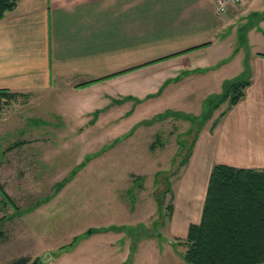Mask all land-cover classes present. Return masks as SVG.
Listing matches in <instances>:
<instances>
[{
  "label": "rangeland",
  "instance_id": "rangeland-1",
  "mask_svg": "<svg viewBox=\"0 0 264 264\" xmlns=\"http://www.w3.org/2000/svg\"><path fill=\"white\" fill-rule=\"evenodd\" d=\"M226 44L217 43L209 58L218 60ZM153 65L127 71L129 79L118 83L123 89L77 92L61 84L0 107V184L11 199L0 191V264L22 256L29 263L45 258L39 264H187L184 233L199 213L195 194L205 178L198 163L180 162L197 129L226 108L223 103L201 118L231 71L160 90ZM137 68L144 74L133 73ZM167 109L199 117L195 123L178 117L147 123ZM154 193L164 205L173 203L172 216L160 213ZM111 226L122 228L84 236Z\"/></svg>",
  "mask_w": 264,
  "mask_h": 264
},
{
  "label": "crops",
  "instance_id": "crops-1",
  "mask_svg": "<svg viewBox=\"0 0 264 264\" xmlns=\"http://www.w3.org/2000/svg\"><path fill=\"white\" fill-rule=\"evenodd\" d=\"M217 43L228 44L214 60ZM161 57L150 62L160 90L225 68L231 73L221 84L249 82L236 104L224 102L207 120L183 165L198 163L205 178L195 194L199 222L215 164L264 168V0H243L223 14L215 0H17L0 19V89L15 93L11 101L61 84L77 92L123 89L118 83L132 71L106 76Z\"/></svg>",
  "mask_w": 264,
  "mask_h": 264
},
{
  "label": "trees",
  "instance_id": "trees-1",
  "mask_svg": "<svg viewBox=\"0 0 264 264\" xmlns=\"http://www.w3.org/2000/svg\"><path fill=\"white\" fill-rule=\"evenodd\" d=\"M16 3L17 0H0V19L12 10ZM175 54L178 53L168 56ZM164 58L166 57L147 61L111 73L106 77L115 76ZM248 83L240 77L225 80L223 91L210 98L208 108L204 114H201V118L207 120L226 101L230 105L236 104L244 95ZM14 94L8 90L0 89V107L9 103L15 97ZM126 98L132 97L129 95ZM115 100L121 102L124 99ZM169 117H178L195 123V119L199 116L184 111L167 109L157 114L147 123L152 124ZM199 128L190 144L189 151L180 162V166H183L189 160L193 145L201 129ZM25 142V140L17 141L10 147H16ZM181 145L184 147L186 145L185 141L182 140ZM75 171L72 172V176H74ZM69 180H71V177L60 182V188ZM141 184L140 181L139 185L141 186ZM165 185L166 193H171L172 186L169 178L166 179ZM0 191L6 199L11 201L8 194L3 191L1 184ZM161 194L163 195L164 192ZM154 195L160 213L166 209L167 214L171 216L174 209L173 203L164 205L163 196L160 198V194L154 193ZM110 228L120 230L122 227L90 228L84 236H90L93 233L106 231ZM184 244L186 250L183 257L187 264H261L264 262V168H236L226 164H215L209 176L201 218L199 222L189 224ZM43 261L45 259L37 258L29 263L30 258L22 256L14 260L12 264H39Z\"/></svg>",
  "mask_w": 264,
  "mask_h": 264
},
{
  "label": "built area",
  "instance_id": "built-area-1",
  "mask_svg": "<svg viewBox=\"0 0 264 264\" xmlns=\"http://www.w3.org/2000/svg\"><path fill=\"white\" fill-rule=\"evenodd\" d=\"M243 0H215L216 11L219 14L226 13L232 5L240 4Z\"/></svg>",
  "mask_w": 264,
  "mask_h": 264
},
{
  "label": "water",
  "instance_id": "water-1",
  "mask_svg": "<svg viewBox=\"0 0 264 264\" xmlns=\"http://www.w3.org/2000/svg\"><path fill=\"white\" fill-rule=\"evenodd\" d=\"M45 259V258H44ZM46 261V260H45Z\"/></svg>",
  "mask_w": 264,
  "mask_h": 264
}]
</instances>
